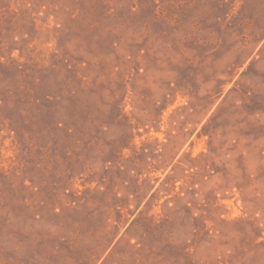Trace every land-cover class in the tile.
Here are the masks:
<instances>
[{"label": "rangeland", "instance_id": "rangeland-1", "mask_svg": "<svg viewBox=\"0 0 264 264\" xmlns=\"http://www.w3.org/2000/svg\"><path fill=\"white\" fill-rule=\"evenodd\" d=\"M0 264H264V0H0Z\"/></svg>", "mask_w": 264, "mask_h": 264}]
</instances>
